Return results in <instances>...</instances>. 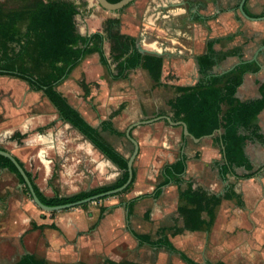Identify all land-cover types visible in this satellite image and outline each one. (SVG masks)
I'll use <instances>...</instances> for the list:
<instances>
[{
    "label": "rangeland",
    "instance_id": "1",
    "mask_svg": "<svg viewBox=\"0 0 264 264\" xmlns=\"http://www.w3.org/2000/svg\"><path fill=\"white\" fill-rule=\"evenodd\" d=\"M3 1L0 0V2ZM61 1L75 5L78 14L74 16V21L76 33L79 35H85L94 29H99L100 33H103L104 19L98 21L99 18H96V20L92 15L93 10H99L105 14H116L117 12L106 11L96 2L89 4L85 0ZM156 3L157 0H135L118 10L119 13L116 15L119 17V24L115 29L120 33H131L136 39V44L144 49L163 54L166 60H164L165 66H167L166 64L172 65L177 71L175 68L170 69V71L166 68L164 80L160 84L154 83L140 71H131V76L126 80H112L106 69L99 64L97 55L92 54L85 57L72 70L69 78L65 79L66 81H62L55 87L57 91L66 94L69 101L76 106L77 104L83 105V101H88L87 97L89 96V93L84 96L81 87L82 80L85 81L89 92H91L90 101L92 103L95 101L100 103V100L103 99L106 104L109 103L107 104L110 105L109 107H122L119 117L115 118L114 121L116 128L122 132L133 122L171 113L168 112L167 101L175 96L174 88L193 85L198 81L199 75L196 71L194 56L204 49V40L208 36L212 37L208 24L191 20L185 12L181 14L182 19L178 21L180 29L178 28L179 32L174 35L173 39L178 45L187 48L189 52L186 56H181L177 49H165L166 53L171 54L168 56L163 49L158 50L146 46L143 44L144 38L141 36L142 29L146 28L143 17L146 13L150 14L154 11L153 6ZM162 8H160L161 11ZM164 8L167 9L166 6ZM95 21L97 22L96 25H94ZM183 30L184 34L181 33ZM195 30L197 32L193 36ZM206 30L210 34H206ZM237 48L241 49L242 47ZM103 50L108 58L109 51L106 38L103 42ZM109 60L108 58V62ZM237 61L241 60L231 57L227 64L222 63L214 66L208 74L213 76L226 74L225 71ZM110 69L114 71V64H110ZM168 75L169 79H167ZM253 77L251 78L253 79ZM24 83L19 79L0 76V128L19 129L24 121H28L34 114H44L52 109L45 97L42 96V92L34 93L33 98H31L30 90ZM156 124L158 123L136 127L133 130L134 137L143 141L147 131H150L152 139L162 140L165 137L166 141L170 140L171 144H179L181 141V129L179 127L169 128L165 125V129L162 127L160 129L153 128ZM149 128L151 130H148ZM105 137L124 156L129 155L130 145L122 137L108 134H105ZM3 140L0 138V142ZM179 149V147L175 150L171 148L170 155L159 161V168L164 162L176 158ZM217 149L215 147V150ZM153 153L150 149H143L142 152H139L134 162L137 178L133 187H142L143 182L149 181L147 171L153 169L151 167ZM195 163L200 165L198 162ZM253 164L254 170L261 168L264 166V157ZM194 167L193 165L192 169ZM237 171L239 174L244 173L242 169ZM157 173H159L158 170ZM190 175L189 172L183 177L181 188L184 187L185 181L188 177L190 178ZM196 182V184L201 183L200 185L208 191L213 190L212 192L215 193L219 191L220 196L225 193V184L219 181L216 172L209 173L207 169H204L203 174L196 179ZM235 189L240 194L241 204L234 200L222 199L218 220L208 232H189L183 229L182 220L176 212L178 188L166 187L158 199L146 198L137 204L129 215L126 209L121 207L126 201L125 194L109 197V199H116L119 206L109 209L102 216L99 223L103 221V224L99 229H97L98 226L95 229L93 227L83 228L74 237H70L68 234L63 236L61 232L46 231L38 236L26 237L24 241H22L23 237L19 240L15 239V242L12 241V262L17 261L19 256L27 251L38 256H44L47 264H75L77 262L109 264L108 261L113 263L130 261L137 264H184L170 252L150 248L146 245H138L130 233L132 230L139 234H148L152 239L163 234L176 248L184 251L188 257L201 264L206 262L264 264V169L251 179L235 181ZM38 211H40L43 219L46 217L54 218L57 215ZM106 217L118 219L119 228L112 227V229L108 225L111 218ZM107 229L108 233L106 232ZM111 231L113 232L111 233ZM27 239L29 241L25 244ZM62 242L66 244L65 253H63L65 257L61 256L60 244ZM5 262L9 261L6 260Z\"/></svg>",
    "mask_w": 264,
    "mask_h": 264
},
{
    "label": "trees",
    "instance_id": "2",
    "mask_svg": "<svg viewBox=\"0 0 264 264\" xmlns=\"http://www.w3.org/2000/svg\"><path fill=\"white\" fill-rule=\"evenodd\" d=\"M107 1L116 3L119 0ZM77 14L75 5L61 0H4L0 2V76L19 79L27 84L30 91L42 92L43 96L56 109L60 118L72 129L80 132L121 172L120 178L111 185L67 197H59L57 193L53 197L45 196L40 192L31 175L26 172L36 196L46 206L64 205L99 195L120 187L127 180V158L123 157L100 135L101 131L117 137H124V133L115 129L111 122V119L120 113L122 107L119 106L115 111H112L108 120L101 123L100 129H96L80 116L55 87L64 81L85 57L92 54L97 55L99 64L106 69L112 80H126L131 71L140 68L148 73L154 83H158L166 71L163 67L162 57L140 53L134 37L121 34L115 29L119 24L118 19L104 20L103 33L94 32L79 35L76 33L74 21V16ZM261 16L264 14L254 17ZM197 19L194 18V20L200 21ZM105 38L108 41L109 62L103 50ZM214 43L215 41L206 43L205 52L196 57L199 80L191 86L175 87V96L169 99L167 104L172 121L185 123L192 138L201 139L214 135L213 141L219 146L221 154V160L217 163V167L222 180L226 181L228 175L239 180L249 179L257 172L236 175L234 168L251 171L252 166L245 154L246 147L254 141L264 144V136L260 133L258 125V115L264 109V78L255 81L258 97L244 101L239 100L236 93L242 84L244 75L257 73L259 66L252 61L238 64L220 76L209 75L208 72L217 64L230 57H241L239 48L215 52L212 49ZM110 64H114V71L110 69ZM167 79H169V75ZM81 87L84 96H87L89 89L83 80ZM24 136L15 132L11 140H16L19 143ZM182 141H186L183 136ZM185 160L186 158L183 156L164 167L162 181L156 186L153 194L154 199L160 196L163 187L169 183H174L179 187L186 169ZM18 163L22 166L20 162ZM0 168L14 174L18 182L24 185L21 175L7 158L0 156ZM134 178L133 170L129 186L113 196L126 193L132 187ZM24 190L28 194L25 186ZM222 199L234 200L241 204L240 194L233 190L232 184L226 185L223 196H217L195 185L192 181H185L184 187L178 188L176 208V212L182 220L183 229L189 232H208L214 224ZM134 202L127 205L128 215L132 211ZM87 205L84 204L81 207ZM104 210V208H100L99 218ZM44 227L57 230L53 224L49 226L32 225L34 230H42ZM131 234L140 246L146 245L150 248L170 252L184 264H201L188 257L184 251L176 248L163 234H160L156 239H152L148 234L135 232H131ZM107 263L137 264L130 261L118 263L108 261ZM14 264H46V261L33 254H25ZM76 264L85 263L78 262ZM205 264L223 263L206 262Z\"/></svg>",
    "mask_w": 264,
    "mask_h": 264
},
{
    "label": "crops",
    "instance_id": "3",
    "mask_svg": "<svg viewBox=\"0 0 264 264\" xmlns=\"http://www.w3.org/2000/svg\"><path fill=\"white\" fill-rule=\"evenodd\" d=\"M85 1L89 4H93L92 2H95L94 0ZM239 2L240 0H157V3L153 6L154 11L150 14L146 13L143 17L144 22L146 23V28L142 29L141 31V36L144 38V40L142 39L143 44L150 46V48L158 50L163 49L164 53H166L165 49H177L181 56H186L187 52H189L187 51V48L185 46L178 45L176 40L173 39L174 35H177L180 29L178 26V21L182 19L181 14L186 12L191 20L198 18L200 19V23L208 24L212 33V37L208 36L204 40V49L194 56L196 69V57L205 52L206 43L211 41H215L212 46V49L215 52H222L236 49L237 47H242L241 49L239 48L241 57L234 58L244 62L250 61L254 57L259 47L264 45V19L254 21L244 18L238 10ZM164 6H166L167 9H165ZM161 7L164 8H162V11L160 10ZM243 10L250 18H260L254 16L264 14V0H245ZM118 13L119 12H116V14ZM116 14H105L101 13L99 10H93L92 12V15L95 17V19L99 18L98 21H100V19L102 20V18L104 20L108 18L118 19L119 17ZM94 23V25H96L97 22L95 21ZM208 30H206V34H210ZM94 32H100V30L94 29L92 32L88 33ZM196 32L197 30L194 31L193 36H195ZM181 33L184 34V30ZM121 34L134 37L131 35V33L123 32ZM139 47L150 54H159V56L163 58V67L165 69L175 68L169 64H166L167 66H165L166 60L164 59L163 54L160 52L148 51L141 46ZM166 55L170 56L171 54L167 52ZM230 59L231 57L222 63L227 64ZM241 61H237L232 66L238 64ZM256 64L259 66V72L254 74H245L242 84L237 90L236 96L241 101L256 98L259 95L255 81L256 79L262 80L264 78V48L261 49L256 55ZM133 71H140L149 77L148 73L140 68L134 69ZM196 71L198 73V69ZM130 76L131 72L128 77ZM252 76H254L253 79L251 78ZM162 80L164 79L162 78L158 83L160 84ZM24 84L26 85V83ZM30 93L31 98H33L34 93L37 92L30 91ZM62 95L80 114V116L89 125L96 129H100L101 123L103 121H107L110 113L119 107L118 106L117 108H114L113 105V107H109L110 105H107L109 103L106 104V101L103 99L100 100V103L97 101L92 103V101H90L91 92H89L90 98L89 96L87 97L88 101H83V105L77 104V106L69 101V98L66 96V94L63 93ZM45 99L48 101L46 97ZM48 103L52 107L51 110L44 114H34L29 118L28 121H24V123L21 125V128L15 130L0 128V138L4 139L0 142L1 150L7 151L15 159H17L18 162L21 163V167L24 169L25 173L27 172L31 175L40 192H42L47 197H53L55 193H57L59 197H67L80 192H87L92 189L111 185L117 179H119L121 176L119 169L110 161H108L96 148H94V146L88 140H86L80 132L72 129L66 122H64L52 104L49 101ZM168 112L170 113V109ZM119 115L120 113L111 119L115 129L117 128L114 124V121L115 118L119 117ZM157 116L160 115H156L152 118ZM167 116L171 118V113ZM94 121L96 122L94 123ZM155 123H158L153 126V128L156 129H160L161 127L165 129V125L169 126V128H177V126H171L164 120H158L149 124L138 125L136 127L146 125L149 126ZM130 125H128L126 129ZM258 125L260 127V133L264 136V109L258 115ZM136 127L132 128L130 131L131 137L138 144V153L136 158L139 152H142L143 149H150L156 153L155 155L153 153V162L149 161L150 163L152 162L151 167L153 168L152 170L147 171L149 181L143 182L142 187L138 188L133 187V184L137 178V172L134 165L136 158L134 159L132 167L135 172V178L132 187L126 193H124L126 201L121 205V207L125 208L126 211L127 205L132 201H135L132 206L133 211L135 206L140 204L146 198H151L153 200L158 199L164 193L166 187L170 189H172V187L179 188L181 184H179L178 187L174 183H169L163 187L162 193L158 198H153L156 186L162 181L164 167L176 162L183 156L186 158V169L185 173L182 175V180L183 177H185V175L189 174L190 172V178L188 177L186 181H192L195 183V185L202 187L200 185L201 183L196 184V179L200 178L204 172V169H207L209 173L216 172L217 178L220 182L225 184V187L227 184H232L233 190L237 193L235 189V181H238L239 179L228 175L227 180L224 181L219 176L217 163L221 160V154L219 151V146L213 141L214 135L203 137L199 139L198 142L193 141L192 138L185 137L184 138L186 141H182L183 135L181 130V141L179 144H171L170 140L166 141L165 137L162 140H157L155 138L152 139L150 136L151 132L147 131L143 141H141L139 138L134 137L133 130ZM179 128L181 129V127ZM126 129L123 131L124 137L122 138L130 145V155L132 152V145L125 137ZM148 130H151V128ZM15 132L25 135L19 143L16 140H11V137ZM105 134L108 133L100 131V135L113 146V144L107 140ZM214 146L218 149L215 150ZM178 147L180 149L176 158L164 162L162 167L159 168V161L166 159L168 155H170L171 148L175 150V148ZM116 151H118L128 160L129 155L124 156L123 153H121L118 149H116ZM245 154L252 166V170L245 171L242 168H234L236 175L248 174L254 171L258 173L264 169V166L255 170L253 168V163L258 162V160H261L264 157V144L258 141L252 142L246 147ZM195 162H198L200 165L198 166V164ZM193 165L195 166L194 169H192ZM238 169H242L244 173L239 174L237 171ZM157 170L159 173H157ZM232 179H234V181H232ZM24 186L25 185H22L18 182V179L14 174L0 168V264H2L3 261L4 264H14L25 254H33L39 258H43L47 264V260L44 256H38L33 252L27 251L22 253L17 261L12 262V241L15 242L21 237H23L22 241H24L26 237L38 236L39 234H42L46 231H55L57 233L61 232L63 236L68 234L70 237H74L75 234H78V232L82 231L83 228L88 229L93 227V229H95L98 226L97 229H99L103 224V221L99 223L102 216H104L109 209L119 206V204L116 203V199H109V197H107L104 200L88 203L86 207L78 206L68 210L49 212L57 215H55L54 218L46 217L43 219L39 213L40 211H38L41 209L34 205L31 197L29 196V192L28 194L25 192ZM212 191L209 192L214 193L217 196L221 195L219 191L217 193ZM177 205L178 194L176 198V208ZM221 205L222 203H220L217 209L214 224L218 220L219 208H221ZM100 208L105 209L101 213V218H99ZM106 218H111L108 224L111 226V228H119L118 219L113 217ZM51 224H53L57 230L47 227H44L42 230L32 229V225L49 226ZM106 232L108 233V229ZM112 232L113 231H111V233ZM131 232L134 231L130 230V233ZM27 241H29V239L25 241V244ZM65 245L66 244L64 242L60 244L62 257H65V254H63L65 253ZM6 260L9 262L6 263Z\"/></svg>",
    "mask_w": 264,
    "mask_h": 264
},
{
    "label": "water",
    "instance_id": "4",
    "mask_svg": "<svg viewBox=\"0 0 264 264\" xmlns=\"http://www.w3.org/2000/svg\"><path fill=\"white\" fill-rule=\"evenodd\" d=\"M134 1L135 0H119L116 3H110L107 0H95V2L102 9H104L106 11H109V12L118 11V10L124 8L125 6L133 3ZM244 2H245V0H240L239 5H238V10H239L240 14L244 18L249 19V20H254V21L255 20L264 19V17H260V18H250V17H248L245 14L244 10H243ZM136 46H137V49H138V51L140 53L150 54L149 52L141 49L138 45H136ZM263 48H264V45L259 47V49L255 53V55L252 58V60L246 61V62H251V61H255L256 62V55ZM151 54L159 56V54H157V53H151ZM246 62L241 61L238 64L246 63ZM238 64H235L234 66H232L231 68H229L225 72H228V71L232 70ZM158 120H164L171 126L181 127L183 137L192 138L190 136V134L188 133V130H187V127H186L185 123H183V122H173L171 120V118L169 116H167V115H160V116H157L155 118H152V119H149V120H146V121H139V122L131 124L125 131V137L127 138V140L132 145V152L129 155L128 160H127V180L125 181V183L123 185H121L120 187L116 188V189H112V190H109L107 192L101 193L99 195H95V196H92V197H89V198H86V199H82V200H79V201H76V202H72V203H68V204H64V205L46 206V205L42 204L40 202V200L38 199V197L36 196L35 192H34L32 183L30 182L29 178L27 177L24 169L19 165L18 161L10 153H8L5 150H1L0 149V156L7 158L15 166V168L17 169L18 173L21 175V177H22V179L24 181V185L26 186V188H27V190L29 192V196L31 197L32 202L34 203V205H36V207H38L39 209H41L43 211H46V212H56V211L68 210V209H71V208H74V207H78V206H82L84 204H88V203L94 202V201L99 200L101 198L111 197L113 195H116V194L121 193L122 191H124L129 186V184L132 181V177H133V167H132L133 166V161L136 158V155L138 153V144L131 137L130 131H131L132 128H134V127H136L138 125L149 124V123H152V122H155V121H158ZM210 136H213V134L210 135ZM192 139L195 142L199 141V139H195V138H192Z\"/></svg>",
    "mask_w": 264,
    "mask_h": 264
},
{
    "label": "bare ground",
    "instance_id": "5",
    "mask_svg": "<svg viewBox=\"0 0 264 264\" xmlns=\"http://www.w3.org/2000/svg\"><path fill=\"white\" fill-rule=\"evenodd\" d=\"M263 17V16H262Z\"/></svg>",
    "mask_w": 264,
    "mask_h": 264
}]
</instances>
